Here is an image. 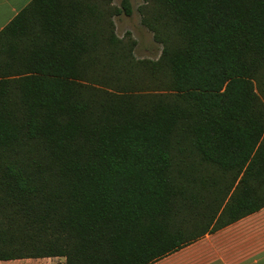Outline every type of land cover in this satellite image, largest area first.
Returning <instances> with one entry per match:
<instances>
[{"label": "trees", "instance_id": "obj_1", "mask_svg": "<svg viewBox=\"0 0 264 264\" xmlns=\"http://www.w3.org/2000/svg\"><path fill=\"white\" fill-rule=\"evenodd\" d=\"M158 1L168 94L84 82L102 38L120 70L129 0H32L0 32V260L150 264L264 207V0Z\"/></svg>", "mask_w": 264, "mask_h": 264}, {"label": "rangeland", "instance_id": "obj_2", "mask_svg": "<svg viewBox=\"0 0 264 264\" xmlns=\"http://www.w3.org/2000/svg\"><path fill=\"white\" fill-rule=\"evenodd\" d=\"M95 4L98 12L122 8L124 0H88ZM132 14L122 12L112 16L115 34L118 38L117 50L122 61L120 70L110 74L103 68L107 60L105 55L106 43L103 38L99 48L100 59L97 69L84 80L87 84H94L100 88L113 92H134L143 94H168L171 89V78L166 63L162 60L166 37L175 38L174 29L166 23L167 16L158 0H129ZM101 30L107 32L106 21L101 19ZM158 34L159 38L156 37ZM161 36V37H160ZM102 37V36H101ZM2 56L0 55V58ZM97 80H92V79ZM94 82V83H92ZM256 92L264 102V81L254 82ZM231 183V176H224ZM237 185V183H236ZM67 264V263H66Z\"/></svg>", "mask_w": 264, "mask_h": 264}, {"label": "crops", "instance_id": "obj_3", "mask_svg": "<svg viewBox=\"0 0 264 264\" xmlns=\"http://www.w3.org/2000/svg\"><path fill=\"white\" fill-rule=\"evenodd\" d=\"M32 0H0V32ZM0 264H66V257L0 260ZM150 264H264V207Z\"/></svg>", "mask_w": 264, "mask_h": 264}]
</instances>
